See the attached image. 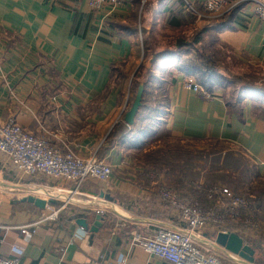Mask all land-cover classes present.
I'll use <instances>...</instances> for the list:
<instances>
[{
  "label": "crops",
  "instance_id": "crops-1",
  "mask_svg": "<svg viewBox=\"0 0 264 264\" xmlns=\"http://www.w3.org/2000/svg\"><path fill=\"white\" fill-rule=\"evenodd\" d=\"M190 1L206 14L201 0ZM227 16V26L216 30L224 15L196 21L182 0H120L98 10L85 0H0V120L13 116L26 131L83 158H99L102 147L101 159L112 167L108 185L85 180L79 196L62 208L49 195L73 190L74 182L35 174L19 187L2 177L4 167L15 170L0 154V186L6 188L0 189V256L17 255L19 264H114L120 256L126 264H168L133 243L135 235L148 238L180 226L158 200L164 174L144 172L129 147L105 142L113 129L118 140L130 127L123 117L142 59L140 84L153 79L162 92L153 87L149 99L163 93L166 100L154 137L180 139L191 149L216 142L243 155L264 178V94L248 91L264 84V22L249 5ZM187 49L191 59L197 54L216 70L219 87L209 101L181 85L176 55L184 59ZM29 196L44 207L22 202ZM56 209V218H49ZM96 215L103 219L96 232L76 224L85 219L90 227ZM21 229L29 231L28 240ZM203 234L222 258L225 249L211 229ZM240 237L255 250L257 264H264V231Z\"/></svg>",
  "mask_w": 264,
  "mask_h": 264
},
{
  "label": "built area",
  "instance_id": "built-area-1",
  "mask_svg": "<svg viewBox=\"0 0 264 264\" xmlns=\"http://www.w3.org/2000/svg\"><path fill=\"white\" fill-rule=\"evenodd\" d=\"M91 10H98L104 5L116 6L120 0H85ZM183 10L196 21L210 20L239 8L250 6V12L264 22V0H201L206 14L197 10L195 1L182 0ZM181 85L203 100L213 99V95L201 87L192 76L182 75ZM0 154L9 165L22 175L40 174L54 180L74 182L73 190H58L56 196L49 195V200H58L64 208L79 196L78 190L85 180L92 179L108 185L112 175L109 163L99 159L96 154L83 158L76 155L68 146L53 147L44 136H36L26 131L11 116L0 120ZM161 201L176 214L180 224L177 228L158 229L148 238L139 235L133 237V243L144 249L150 256L168 264H244L237 256L225 251L220 258L210 251L205 229H213V234L236 233L244 235L257 231L260 227L254 219L250 205L244 199L235 197L228 189L218 185L207 186L205 198L214 205L201 207L194 199H181L168 189L159 191ZM59 210H54L49 218H56ZM230 227H235L231 230ZM28 240L29 231L21 229ZM201 244L207 246L203 247ZM0 264H19V257L0 256ZM114 264H126L120 256Z\"/></svg>",
  "mask_w": 264,
  "mask_h": 264
},
{
  "label": "trees",
  "instance_id": "trees-1",
  "mask_svg": "<svg viewBox=\"0 0 264 264\" xmlns=\"http://www.w3.org/2000/svg\"><path fill=\"white\" fill-rule=\"evenodd\" d=\"M235 10L225 14L223 17V19H226L225 22L216 25L215 29L221 30L226 27V23L228 22L227 20L229 17L227 15H231ZM166 54L169 57L175 56V53ZM183 54L186 56L184 59L181 58L180 54L176 55L178 61L181 63V65L178 66V70L183 75L194 77L197 83L201 87H203L204 90L208 93H211L213 89L219 87V84L215 82L216 76H213L216 73V70L213 69V67H209L207 62L204 63L203 60H201L197 54L194 55V59H191L192 55L190 56V49L185 50ZM202 66L205 70L203 69L201 71ZM139 76L140 72L137 71L136 76H134L130 86V92H133L132 89H134L135 91L134 96L139 84L141 83V81L138 80L140 79ZM143 87V94L145 93V96L141 100V106L138 109V112L135 117L137 121L135 120L134 124L130 126L129 129H127L126 132L122 134L118 140L114 139L115 130L113 129L112 132H110V134L107 136L105 142H107L108 146H114L115 143H117L118 146L126 145L127 148L129 147L131 151V160H133L136 165L141 166L144 172L148 171L149 169H153L154 173L158 174L159 172H161L164 174V177L167 178V176L173 174L172 168L178 167L180 169H183L185 161L192 160L193 156L191 155L193 152L191 150V147L185 146L180 139H176L169 136H163L161 138L154 137V134L156 133V131L154 130H156V128H158L159 126L163 125L161 123L162 121L160 120L159 115L160 113H163V111L160 112V110H163V108L165 107L166 100L165 97H163V93L161 94V97L159 95L160 98L156 100H146V95L148 94L147 89H151L152 91L154 90L153 87H155V90L158 93L162 92V88L160 87V85L158 83H155L153 79L149 78L148 81L143 83ZM248 91H257L258 93L264 94V84L262 83L258 88H252ZM213 143L218 144L216 142ZM193 150L196 151L194 154V158L198 156V158L200 159L208 158V160H210L211 158L219 159L218 155H221L222 160L218 163L219 167H226L227 165V167L230 168L233 166L232 164H234L236 160L242 161L246 159L243 155L239 153L235 154L232 152H225L222 148H214L212 143H208L207 147L205 148H195ZM100 152L101 156H99V159L103 158L104 155V149L102 147L100 149ZM228 158L232 159L225 163L226 159ZM176 159L178 160L173 164L172 161ZM235 166H237V163ZM240 168H243V165ZM244 172L248 174L249 179V187L245 192V198L249 199L252 202V204L257 208V212L259 210L264 211V178L258 176L254 165H250V167L247 165V168L244 169ZM212 180L217 181L218 179L213 178ZM183 181H185L184 178L178 177L174 181L173 186L181 190L185 183H183ZM190 190L191 191L189 192L186 191L185 193H183L184 195L182 197L187 198L189 196H193L192 198L199 201L202 206L207 205V201L203 196L204 194L200 193L201 195H199L198 191H194L192 188Z\"/></svg>",
  "mask_w": 264,
  "mask_h": 264
},
{
  "label": "rangeland",
  "instance_id": "rangeland-1",
  "mask_svg": "<svg viewBox=\"0 0 264 264\" xmlns=\"http://www.w3.org/2000/svg\"><path fill=\"white\" fill-rule=\"evenodd\" d=\"M142 60L143 61L141 64V68L139 67V70H137L141 74H142V72L145 71V69L143 68L145 61H144V59H142ZM132 91L133 92H131V96L133 99L135 91H134V89H132ZM147 93H151V89H149V90L147 89ZM158 96H159V94L156 97H158ZM149 97L150 96H148V94H147L146 100H148ZM109 134L110 133H108V135ZM42 135L43 134L36 135V136H42ZM46 138L48 139V137H46ZM183 144L185 146L189 147V145L187 143L183 142ZM212 145L214 146V148H222V145H219V144L212 143ZM191 150L193 152L191 155V156H193L192 160L185 161V165H184L183 169H180L178 167L172 168L173 174H171L170 176H167L166 180L162 181L163 185L161 186V189H163V188L168 189L171 192L176 193L181 199H193L192 198L193 196H189L187 198L182 197L184 195L183 193H185L186 191H188V192L191 191L190 189L192 188L194 191H198L199 195H201V194H204V190L206 189L207 186L218 185L220 187H224V188L228 189L235 197L246 200L248 202V204L250 205V209L252 210L254 219L258 222L259 227H260L257 231H254V233H256V232L261 233L262 231H264V211L259 210L257 212V208L252 204V202L249 199L245 198V195H246L245 192L247 191V189L249 187V185H248L249 179H248V174L244 172V169L247 168V165L250 167L251 164H249L247 160H242V161L238 160L237 161L235 159L236 162L234 164H232L233 165L232 167L229 168V167H227V165H226V167H219L218 163L222 160L221 155H218L219 159H215V158H211L210 160H208V158L207 159L206 158L200 159V158H198V156L194 158V154L196 151L193 149H191ZM98 155L101 156L100 149L98 150ZM231 159L232 158L226 159L225 163H227ZM177 160L178 159L172 161L173 164ZM236 163H237V166H235ZM242 165H243V168H240ZM241 169H242V171H241ZM2 173H3V175H2L3 178L11 180L12 184L18 183L19 187H21L20 184L23 185V182L26 181L25 177H28L26 175L23 176L22 174H20L18 172L10 170L9 167H7V166H6V168L5 167L3 168ZM161 174L162 173L159 172L156 177H159ZM178 177H182L185 179V181H183V183L184 182L185 183H184L183 188L181 190H179L173 186L174 181ZM213 178H217L218 180L213 181L212 180ZM187 180H189V181H187ZM0 189L6 190V188H4L3 186H0ZM248 191H250V190H248ZM20 192L22 194H25L28 191H19L18 193H20ZM203 196L205 197V195H203ZM158 200L161 201L160 194L158 195ZM194 200L201 207H208L210 204L213 206L215 203V200L212 202H209L206 199L207 205L202 206L199 203V201H197L196 199H194ZM59 202H61V201H59ZM165 206H167V205L165 204ZM170 210H172V209H170ZM230 228H231V230L235 229V227H230ZM211 231H213V229H211ZM249 232H251V231H249ZM247 238H249V237H247Z\"/></svg>",
  "mask_w": 264,
  "mask_h": 264
},
{
  "label": "water",
  "instance_id": "water-1",
  "mask_svg": "<svg viewBox=\"0 0 264 264\" xmlns=\"http://www.w3.org/2000/svg\"><path fill=\"white\" fill-rule=\"evenodd\" d=\"M143 89V84H139L131 106L123 117V121L127 126H132L134 124V118L141 106ZM22 202H29L40 208H43L45 205L44 201L32 196L22 199ZM102 220L103 219L100 215H96L95 222L90 227L85 219H77L76 224L83 229H89L91 232H96L97 228L100 227V221ZM214 242L224 248L225 251L237 256L244 264H257L255 250L245 244L239 235L234 233H217Z\"/></svg>",
  "mask_w": 264,
  "mask_h": 264
},
{
  "label": "bare ground",
  "instance_id": "bare-ground-1",
  "mask_svg": "<svg viewBox=\"0 0 264 264\" xmlns=\"http://www.w3.org/2000/svg\"><path fill=\"white\" fill-rule=\"evenodd\" d=\"M234 234H236V233H234Z\"/></svg>",
  "mask_w": 264,
  "mask_h": 264
}]
</instances>
